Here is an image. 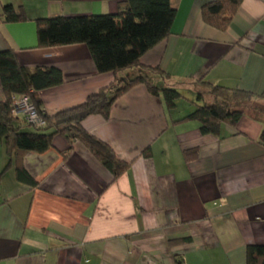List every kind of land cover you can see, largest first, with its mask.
I'll use <instances>...</instances> for the list:
<instances>
[{
	"label": "crops",
	"instance_id": "obj_1",
	"mask_svg": "<svg viewBox=\"0 0 264 264\" xmlns=\"http://www.w3.org/2000/svg\"><path fill=\"white\" fill-rule=\"evenodd\" d=\"M121 1L0 0V50L31 70L62 72V84L37 92L48 115L141 72L182 93L169 111L162 95L137 84L109 119L83 121L130 163L117 180L81 142L58 134L46 152L21 157L29 184L0 143V264H247V246L264 245V0H242L224 30L202 17L214 0H174L171 34L118 74L98 72L85 43L38 46L37 19L117 13ZM7 5L25 18L4 20ZM209 85L251 91L261 111L246 109L217 134L176 121L215 101Z\"/></svg>",
	"mask_w": 264,
	"mask_h": 264
},
{
	"label": "trees",
	"instance_id": "obj_2",
	"mask_svg": "<svg viewBox=\"0 0 264 264\" xmlns=\"http://www.w3.org/2000/svg\"><path fill=\"white\" fill-rule=\"evenodd\" d=\"M174 0H123L117 13L94 15L54 16L37 19L38 46L50 47L85 43L100 73L118 74L128 68L140 66L142 55L165 40L172 31L176 17ZM242 0H214L202 7L204 21L219 29H226ZM4 20H23L11 5L4 7ZM161 75L168 74L160 68L144 67ZM149 74L141 72L130 77L125 84L116 79L112 85L90 95L80 105L48 115L41 106L37 92L62 84L64 81L57 67L38 66L34 70L22 65L12 49L0 50V78L5 100L0 101V143H5L10 157L17 160V178L29 184L34 180L21 164V157L28 152L44 153L53 147V138L64 135L71 143L81 142L101 161L117 180L126 172L130 163L121 160L105 141L88 132L83 121L90 115L100 114L109 119L113 103L137 84H145L156 95H162L169 111L176 107L182 93L175 88L160 87L150 81ZM215 101L198 105L191 113L176 121L198 120L203 134H217L222 122L237 124L251 107L256 94L239 88L209 85ZM28 94L44 119L45 125L27 129L30 125L13 114L12 101L16 95ZM31 127V126H30ZM264 143V130L260 136ZM146 150L144 154H148ZM187 159L192 153L186 151ZM247 264H264V245L247 246Z\"/></svg>",
	"mask_w": 264,
	"mask_h": 264
},
{
	"label": "built area",
	"instance_id": "obj_3",
	"mask_svg": "<svg viewBox=\"0 0 264 264\" xmlns=\"http://www.w3.org/2000/svg\"><path fill=\"white\" fill-rule=\"evenodd\" d=\"M13 114L20 117L27 125L37 128L45 125L39 110L28 94L16 95L12 101Z\"/></svg>",
	"mask_w": 264,
	"mask_h": 264
},
{
	"label": "rangeland",
	"instance_id": "obj_4",
	"mask_svg": "<svg viewBox=\"0 0 264 264\" xmlns=\"http://www.w3.org/2000/svg\"><path fill=\"white\" fill-rule=\"evenodd\" d=\"M128 80H130V79H127L125 82H127ZM125 82H123L122 84H125Z\"/></svg>",
	"mask_w": 264,
	"mask_h": 264
}]
</instances>
